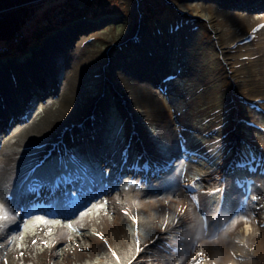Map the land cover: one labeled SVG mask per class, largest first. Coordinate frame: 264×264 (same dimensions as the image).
<instances>
[{"label":"rangeland","instance_id":"374dc122","mask_svg":"<svg viewBox=\"0 0 264 264\" xmlns=\"http://www.w3.org/2000/svg\"><path fill=\"white\" fill-rule=\"evenodd\" d=\"M33 4L0 40V73L28 84L0 117V264H264V0Z\"/></svg>","mask_w":264,"mask_h":264},{"label":"bare ground","instance_id":"6f19581e","mask_svg":"<svg viewBox=\"0 0 264 264\" xmlns=\"http://www.w3.org/2000/svg\"><path fill=\"white\" fill-rule=\"evenodd\" d=\"M182 7L184 8V10H187V11H191L192 12V14H197V15H200V16H202V18L204 17V18H207V19H209L210 20V18H211V10L210 9H207V10H205V12L204 13H201V9H205V8H208V7H206V5H203V4H199V3H196V4H193V3H185L184 5H182ZM224 17V16H223ZM229 17V16H228ZM234 18V17H233ZM232 18V19H233ZM241 19V18H240ZM208 20V21H209ZM240 21V20H239ZM264 21V19H262V22ZM254 25V24H253ZM263 25H264V23H263ZM252 27V26H251ZM247 29V28H246ZM249 29V28H248ZM260 29V28H259ZM262 31V30H261ZM260 33V32H259ZM219 37V36H218ZM242 38V37H241ZM255 38V37H254ZM258 38V37H257ZM239 39V38H238ZM222 40V39H221ZM253 40H255V39H253ZM260 40H261V38H260ZM259 40V41H260ZM262 41V40H261ZM261 41L259 42L260 43V45H261ZM263 42V41H262ZM247 44V43H246ZM253 44V43H252ZM257 46V45H256ZM256 46H254V47H256ZM51 47V46H50ZM50 47H45L42 51H41V53H39L38 55H37V59H36V63H37V66H38V68H37V70L38 69H40V74H35V70H29V71H31V72H29L27 75L28 76H31L32 75V77L33 78H38V79H40L41 81H44V83H45V81H46V79H48L49 80V78H48V76H47V74L45 73V72H47L48 71V74H52V72H53V70H54V74H56V72H57V70H56V61L55 60H57L55 57V54L54 53H52V50H50ZM52 48V47H51ZM251 48H252V46H251ZM55 49V48H54ZM249 49V48H248ZM79 50H80V46H77V47H75V49L73 50V51H71L70 53H68V54H66V55H64L63 56V59H62V62L64 63V64H66L67 65V67H71V69H72V71H73V73H74V75H79L80 73H81V69H82V67H83V65H84V62L83 61H79V56H78V53H80L79 52ZM31 64H33L32 62L29 64V65H31ZM10 70V69H9ZM13 71L15 72V74L18 76L19 74H18V71H16L15 70V68L13 69ZM24 75V74H23ZM26 75V76H27ZM53 76H55V75H51V77H53ZM5 76H4V72H1L0 73V117H3V116H6V115H8L9 116V118H12V120H11V122L14 120V118H15V114H13V113H15V112H21V108L20 109H18L17 108V102H19V101H22V98L25 96V94H24V90L23 89H25V88H27V86H28V84H21V83H19V84H21V87H19L20 89H18V88H16V87H14L13 85H10V83L9 82H7L6 80H5V78H4ZM12 77V76H11ZM46 78V79H45ZM19 79V78H18ZM14 80V79H13ZM40 80H37V82L38 83H40ZM71 80H73V79H71ZM15 81V80H14ZM19 81H20V79H19ZM13 82V81H12ZM70 84V83H69ZM68 84V85H69ZM23 86H25V88L23 87ZM146 91V90H145ZM147 93H148V91H147ZM154 95V94H153ZM153 95L151 96V97H149V94H146V97L144 96V98H146V102L147 103H145L146 104V106H147V104L148 103H150V106L153 104V99H152V97H153ZM256 96H254V98H255ZM153 100V101H152ZM158 101V100H157ZM156 103V102H155ZM161 104V103H160ZM159 104L157 103V106H158ZM162 106H163V104H162ZM161 106V107H162ZM145 107V106H144ZM143 107V108H144ZM164 107V106H163ZM162 107V108H163ZM166 108V107H165ZM147 110V109H146ZM153 110V109H152ZM151 111V110H150ZM65 112V111H64ZM90 111H88L87 110V114H84L83 116H82V112H81V114H80V117H83V118H87L88 120H90L91 122L93 121L94 123H92V124H94L93 126H97V121L95 122V120H98V119H96V117H98L99 118V115H97V114H95V113H93V116L92 117H90L88 114H90L89 113ZM158 112H160V111H158ZM165 112V111H164ZM85 113V112H84ZM65 115L66 114H68V113H64ZM141 111L139 110V109H137V108H131V109H128V111H127V115H129V120H128V118H127V120H128V127L129 126H131V127H133V128H135V130L137 131V133H139V139H140V141L142 142V144H143V147H145V148H151L150 146H151V141L146 137V135L142 132V130L141 131H139V129L141 128V125L142 124H140V119H141ZM97 115V116H96ZM161 115V114H160ZM163 115V114H162ZM152 116V115H151ZM155 116V115H154ZM159 116V115H158ZM165 116V115H164ZM18 117V116H17ZM24 117V116H23ZM160 117V116H159ZM159 117H158V119H159ZM21 118V117H20ZM19 118V119H20ZM156 118V117H155ZM161 118H162V116H161ZM169 118V117H168ZM18 119V120H19ZM166 119H167V117H166ZM20 121V120H19ZM170 121V120H169ZM19 123V122H18ZM21 123H19V124H17V126L15 125V128H17L18 127V129H17V132H19V133H23V132H26L27 131V129H28V127H24V126H21L20 125ZM66 125V122L65 123H60V124H58L57 125V127H56V129H55V131H53V133H54V135H56V138H60V137H62V134H63V132H64V128L66 127L65 126ZM97 129V128H96ZM29 131H31V130H29ZM0 132H1V129H0ZM31 133H32V131H31ZM94 133V132H93ZM20 134V135H21ZM28 134V133H27ZM92 134V133H91ZM30 135V134H29ZM6 139V138H5ZM8 141V140H7ZM98 143H99V141H98ZM5 144V143H4ZM3 144V145H4ZM6 147V146H5ZM152 149V148H151ZM153 153H155L157 156H158V152H156L154 149H153ZM145 158H147V160H149V162L151 161V162H157L155 159H154V156L152 157V155H149V154H147L146 155V157ZM158 160V159H157ZM1 178V177H0ZM2 180V179H1ZM33 199V198H32ZM28 203V202H27ZM117 220V219H116ZM120 227V226H119ZM105 229H107V228H105ZM113 229V228H112ZM110 231V230H109ZM107 233H105L104 235H106ZM109 234V233H108ZM96 244V243H95ZM99 246H100V244H99ZM95 247H97V245L95 246ZM94 247V248H95ZM92 249V248H91Z\"/></svg>","mask_w":264,"mask_h":264},{"label":"trees","instance_id":"16d2710c","mask_svg":"<svg viewBox=\"0 0 264 264\" xmlns=\"http://www.w3.org/2000/svg\"><path fill=\"white\" fill-rule=\"evenodd\" d=\"M1 1H3L2 3L5 2L4 5L0 8V40H3L2 36H9L10 32H12V29L14 27H16L18 24L24 23L25 21L24 19L26 17L25 13H28L29 11L26 10L29 4H30L29 8H31L32 6L35 5L33 3H35L38 0H14V1L7 0L8 2L6 0H1ZM25 10L27 12H25ZM250 152L253 155L251 157L252 158L255 157V154L252 151Z\"/></svg>","mask_w":264,"mask_h":264},{"label":"snow or ice","instance_id":"6c2138e0","mask_svg":"<svg viewBox=\"0 0 264 264\" xmlns=\"http://www.w3.org/2000/svg\"><path fill=\"white\" fill-rule=\"evenodd\" d=\"M9 219V214L7 213V211H4L3 215H0V220H5L7 221ZM37 222L40 223H46V221L43 220V218H37ZM133 222L135 223V218H133ZM4 227V225H0V228ZM69 228H71V225H68ZM166 227V224H165ZM101 239H104L103 236L100 237ZM33 243H35V241H33ZM143 249L140 246V241H139V231H137V240H136V251L137 254H139ZM129 264H131V261H129Z\"/></svg>","mask_w":264,"mask_h":264}]
</instances>
